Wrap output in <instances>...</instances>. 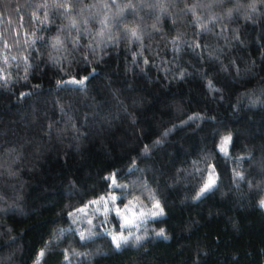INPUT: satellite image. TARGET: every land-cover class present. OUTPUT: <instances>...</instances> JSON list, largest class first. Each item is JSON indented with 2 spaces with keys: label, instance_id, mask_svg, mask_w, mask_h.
I'll list each match as a JSON object with an SVG mask.
<instances>
[{
  "label": "clouds",
  "instance_id": "1",
  "mask_svg": "<svg viewBox=\"0 0 264 264\" xmlns=\"http://www.w3.org/2000/svg\"><path fill=\"white\" fill-rule=\"evenodd\" d=\"M0 264H264V0H0Z\"/></svg>",
  "mask_w": 264,
  "mask_h": 264
},
{
  "label": "trees",
  "instance_id": "2",
  "mask_svg": "<svg viewBox=\"0 0 264 264\" xmlns=\"http://www.w3.org/2000/svg\"><path fill=\"white\" fill-rule=\"evenodd\" d=\"M192 143H193V151H195L196 148V142L195 138H192ZM182 156V153L177 150L176 153V160L178 161ZM96 165H101V166H112V164L106 160L103 159L101 154L92 153V166ZM83 171V168L76 169V174L79 176V174ZM57 172H59V176L57 175ZM46 174L48 175V179L45 181L50 187L55 186L56 180L57 179H62L65 175V170L63 168V165L59 162L56 161L50 165V168L46 169ZM55 198L61 199L63 198V193L59 187H56V192H55ZM53 199V194L52 193H47V194H41V190L39 188H34L30 191L28 200L30 202V205L32 207H36L37 205H42L48 200ZM47 211V209H45ZM178 215H182V213H179ZM177 218V215H172L168 221L170 224L172 220H175ZM17 223H22V221H16ZM205 227H207L208 231H215L218 230L220 227V223L218 222H213L212 224H206ZM45 231V226L40 224V225H33L31 228H29L26 233H25V238L29 241H31L32 247H34L35 243L38 241L40 234ZM204 230H201L200 233H194V236L202 234Z\"/></svg>",
  "mask_w": 264,
  "mask_h": 264
}]
</instances>
